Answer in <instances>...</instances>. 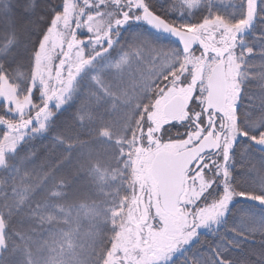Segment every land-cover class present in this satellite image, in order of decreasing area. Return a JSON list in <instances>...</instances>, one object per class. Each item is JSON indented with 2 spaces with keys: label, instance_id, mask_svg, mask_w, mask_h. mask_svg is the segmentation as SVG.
Listing matches in <instances>:
<instances>
[{
  "label": "snow or ice",
  "instance_id": "1",
  "mask_svg": "<svg viewBox=\"0 0 264 264\" xmlns=\"http://www.w3.org/2000/svg\"><path fill=\"white\" fill-rule=\"evenodd\" d=\"M0 264H264V0H0Z\"/></svg>",
  "mask_w": 264,
  "mask_h": 264
}]
</instances>
